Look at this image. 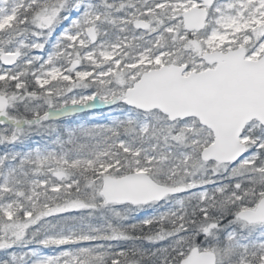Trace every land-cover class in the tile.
Segmentation results:
<instances>
[{
	"label": "snow or ice",
	"instance_id": "snow-or-ice-1",
	"mask_svg": "<svg viewBox=\"0 0 264 264\" xmlns=\"http://www.w3.org/2000/svg\"><path fill=\"white\" fill-rule=\"evenodd\" d=\"M0 264H264V0H0Z\"/></svg>",
	"mask_w": 264,
	"mask_h": 264
}]
</instances>
